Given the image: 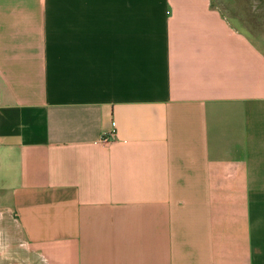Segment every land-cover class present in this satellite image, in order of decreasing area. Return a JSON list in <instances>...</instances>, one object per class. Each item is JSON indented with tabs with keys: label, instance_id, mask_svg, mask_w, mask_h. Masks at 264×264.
<instances>
[{
	"label": "crops",
	"instance_id": "0c3cea01",
	"mask_svg": "<svg viewBox=\"0 0 264 264\" xmlns=\"http://www.w3.org/2000/svg\"><path fill=\"white\" fill-rule=\"evenodd\" d=\"M227 15L0 0V264H264V50Z\"/></svg>",
	"mask_w": 264,
	"mask_h": 264
},
{
	"label": "rangeland",
	"instance_id": "374dc122",
	"mask_svg": "<svg viewBox=\"0 0 264 264\" xmlns=\"http://www.w3.org/2000/svg\"><path fill=\"white\" fill-rule=\"evenodd\" d=\"M215 4H220L221 8L227 11V16L235 17L240 25H243L248 32L255 36L260 47L264 50V0H212ZM17 249V248H16ZM19 261L25 260L27 252H20ZM37 264V256L35 257ZM7 263V261H4Z\"/></svg>",
	"mask_w": 264,
	"mask_h": 264
},
{
	"label": "built area",
	"instance_id": "2783aa9c",
	"mask_svg": "<svg viewBox=\"0 0 264 264\" xmlns=\"http://www.w3.org/2000/svg\"><path fill=\"white\" fill-rule=\"evenodd\" d=\"M113 138H114V131H112L108 135L104 136L102 141L103 142H108V141L112 140Z\"/></svg>",
	"mask_w": 264,
	"mask_h": 264
}]
</instances>
